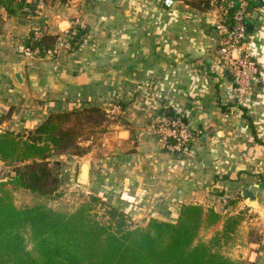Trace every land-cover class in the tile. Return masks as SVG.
Listing matches in <instances>:
<instances>
[{
    "label": "crops",
    "instance_id": "1",
    "mask_svg": "<svg viewBox=\"0 0 264 264\" xmlns=\"http://www.w3.org/2000/svg\"><path fill=\"white\" fill-rule=\"evenodd\" d=\"M26 4L10 13L0 3V132L36 128L52 112L120 103L123 113L110 134L114 147L91 153L89 181H78L83 157H52L62 162L58 191L98 195L146 222H175L184 203L213 206L223 215L249 207L255 217L243 222L246 242L234 257L264 264V3L252 7L247 40L259 81L243 97L221 64L210 7L192 0ZM73 28L87 30L74 51L29 59L19 50L32 31L66 39ZM20 65L22 83L16 78ZM167 109L183 114L199 135L184 152L155 136ZM10 174L12 167L0 160V179ZM251 188L254 197L244 193ZM251 228L261 234L259 241L249 240Z\"/></svg>",
    "mask_w": 264,
    "mask_h": 264
},
{
    "label": "trees",
    "instance_id": "2",
    "mask_svg": "<svg viewBox=\"0 0 264 264\" xmlns=\"http://www.w3.org/2000/svg\"><path fill=\"white\" fill-rule=\"evenodd\" d=\"M0 3L10 13L27 5L17 0ZM192 3L209 8L208 0ZM35 32L26 44L34 41L32 46H38L41 55L59 40L57 35L37 37ZM85 34L86 29H79L70 39L73 50ZM167 114L179 113L167 109ZM120 118L102 106L81 105L50 113L36 128L0 132V160L13 170L7 180L0 179V264H249L224 250L235 243L243 222L255 217L246 206L223 215L213 206L184 203L177 221L151 218L142 224L95 194L69 210L42 201L17 203V190L39 197L62 196L58 191L62 162L52 157L95 152ZM221 221L220 229L201 237L202 230ZM260 239L251 228L249 240Z\"/></svg>",
    "mask_w": 264,
    "mask_h": 264
},
{
    "label": "built area",
    "instance_id": "3",
    "mask_svg": "<svg viewBox=\"0 0 264 264\" xmlns=\"http://www.w3.org/2000/svg\"><path fill=\"white\" fill-rule=\"evenodd\" d=\"M17 1L33 3L38 0ZM208 1L210 9L216 13L213 31L217 40L221 64L232 77L236 95L238 97L251 95L259 81L260 68L247 48L249 19L252 15L253 5L258 2L264 3V0ZM171 3L172 0H165L166 5H171ZM68 33L70 32L68 31ZM42 34L39 30L35 33L37 37ZM61 48L67 49L62 41L57 42L54 48L48 49V53L55 55ZM19 50L25 56L41 54L38 46L20 44ZM107 110L110 115L118 116L122 115L123 106L120 103H109ZM185 118L180 113L174 117L167 116L154 126L157 140L174 152L181 153L188 150L199 139L198 133Z\"/></svg>",
    "mask_w": 264,
    "mask_h": 264
},
{
    "label": "rangeland",
    "instance_id": "4",
    "mask_svg": "<svg viewBox=\"0 0 264 264\" xmlns=\"http://www.w3.org/2000/svg\"><path fill=\"white\" fill-rule=\"evenodd\" d=\"M79 28H73V29H70L68 33V38L64 39V38H60L58 43L60 41L64 42V44L66 45L67 49L66 48H61V50L63 52H66V53H69L70 51H74L73 48H72V45L70 43V39L74 36V34L78 31ZM37 32V31H36ZM35 32V33H36ZM74 32V33H73ZM34 44V41H31L30 45L32 46ZM70 44V45H69ZM27 45V44H25ZM218 49V48H217ZM59 52L57 51V53L55 55H58L60 54V51ZM48 52V50H46ZM51 55H54V54H51ZM40 56H42L41 54L40 55H35V56H25L26 58H29V59H36V58H39ZM111 132L109 134H106L103 136L102 138V143H106V142H111V144H113L112 146H108V144H103L101 146H98L96 147L97 149L95 150L96 153H99V154H107L109 153L113 147H114V141L111 140ZM92 152L88 153L87 155L83 156V159L86 158V157H89L91 155ZM15 195H16V199H17V203H20V202H23V200L29 202V200H34V201H42L46 204H49L55 208H59V209H66V210H69V209H74L78 204L84 202L86 199L89 198V193H87L86 191H83V190H73V191H69V192H62V196L60 197H57V196H54V195H50V196H44V197H39L35 194H32L31 192H28L26 190H17L15 192ZM254 218H251L250 220L248 221H251L253 220ZM136 221H138L139 223H142V224H145L146 221H142L140 219H135ZM252 226V225H250ZM245 231L246 229L244 228V232H243V229H242V232L239 233V236L237 237L235 243H233V241H231L230 244H228L224 250L226 251L227 254H231L232 256H236L240 253V249L242 246H244L245 244ZM247 232V231H246ZM211 229H207V230H202L201 232V237L202 238H208L210 235H211ZM239 238V239H238ZM239 245V246H237ZM236 249H238V251L236 252Z\"/></svg>",
    "mask_w": 264,
    "mask_h": 264
},
{
    "label": "water",
    "instance_id": "5",
    "mask_svg": "<svg viewBox=\"0 0 264 264\" xmlns=\"http://www.w3.org/2000/svg\"><path fill=\"white\" fill-rule=\"evenodd\" d=\"M249 29H252L251 26H249ZM17 73H16V78L19 82H23L25 80V72H24V66L20 65L16 67ZM90 170H91V164H90V159L89 157H86L81 160V163L79 165V171H78V181L81 183H85L89 181L90 179ZM256 191V189H249L245 190V195L254 197L253 193Z\"/></svg>",
    "mask_w": 264,
    "mask_h": 264
}]
</instances>
